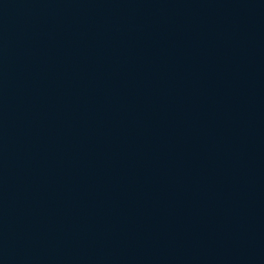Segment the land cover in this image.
<instances>
[{"label":"water","instance_id":"water-1","mask_svg":"<svg viewBox=\"0 0 264 264\" xmlns=\"http://www.w3.org/2000/svg\"><path fill=\"white\" fill-rule=\"evenodd\" d=\"M0 264H264V0H0Z\"/></svg>","mask_w":264,"mask_h":264}]
</instances>
